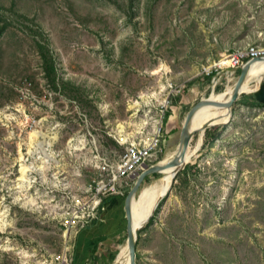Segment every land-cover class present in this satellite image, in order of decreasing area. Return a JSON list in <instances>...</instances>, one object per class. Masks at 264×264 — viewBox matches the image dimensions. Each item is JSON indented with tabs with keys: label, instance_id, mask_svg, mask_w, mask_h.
Masks as SVG:
<instances>
[{
	"label": "rangeland",
	"instance_id": "1",
	"mask_svg": "<svg viewBox=\"0 0 264 264\" xmlns=\"http://www.w3.org/2000/svg\"><path fill=\"white\" fill-rule=\"evenodd\" d=\"M262 38L264 0H0V264H60L62 257L76 264L81 223L68 229L66 212L87 214L89 185L104 161L123 151L115 135L160 119L137 99L164 98L168 80L185 84L183 97L196 105L213 93L216 72L207 73ZM223 74L213 104L195 120L217 106L239 71ZM24 77L38 96L43 89L56 93V113L45 107L33 113L49 137L40 156L29 138L39 132L28 130L30 108L16 90ZM261 86L260 94L235 102L229 124L208 129L210 137L220 132L218 139L207 131L200 147L199 136L192 139L185 169L140 229L138 264H264V106L240 101L256 95L264 104V77ZM179 99L172 98L167 113ZM193 106L169 128L180 132ZM162 148L149 166L172 161L175 148ZM170 173L150 176L137 199L165 185ZM123 196L105 204V210L113 204L117 238L99 246L96 261L86 251L84 264H113L101 255L127 239ZM100 207L88 224L104 216Z\"/></svg>",
	"mask_w": 264,
	"mask_h": 264
},
{
	"label": "built area",
	"instance_id": "2",
	"mask_svg": "<svg viewBox=\"0 0 264 264\" xmlns=\"http://www.w3.org/2000/svg\"><path fill=\"white\" fill-rule=\"evenodd\" d=\"M264 56V38L256 40V42L249 43L243 47L236 48L232 53L227 55L228 65L221 64L215 65V71L207 73L210 77L216 72V76L212 78L213 92L220 84L219 77L221 73H224L225 77H232L235 75L239 68L248 60L258 59ZM214 68V67H213ZM43 73L41 72V75ZM220 78V77H219ZM16 85V90L20 102L27 103L30 108V119L27 122V128L30 132H39V137L32 146L33 152L38 156L42 153L43 143L49 139L41 134L44 127L42 119L36 118L33 113L40 115V110L45 107L48 114L56 113V109H53L52 99L56 93L50 90H42V95L38 96L34 91V86L31 78H22ZM187 86L185 84H176L171 81L166 82L164 91V98L161 99L159 95L151 94L149 96L144 95L140 97V101L137 99L136 105L142 107L143 104L150 103L149 109H154L160 113V119L153 121L150 118L145 121V125L139 127L136 133H123L114 136L115 141L121 147L123 151L115 155L113 160L104 161L102 170L98 178L94 179L89 185L88 191L92 194V198L87 204V219L84 220V216L74 215L73 212H66L64 216L63 224L68 228H73L75 223H81L80 230L85 229L88 223L96 216L97 209L102 205L103 199L115 196L124 195L126 189L134 183V179L150 165L154 155L159 151H162L164 138V122L166 119V113L171 105L172 98L181 97L186 92ZM51 101V102H50ZM27 109V107H24ZM152 112V110H150ZM60 111L59 114H62ZM149 128V129H148ZM102 210H105V204L102 206ZM104 212V211H102ZM95 218V219H96ZM68 228V229H70ZM60 264H70L66 257L60 259Z\"/></svg>",
	"mask_w": 264,
	"mask_h": 264
},
{
	"label": "water",
	"instance_id": "3",
	"mask_svg": "<svg viewBox=\"0 0 264 264\" xmlns=\"http://www.w3.org/2000/svg\"><path fill=\"white\" fill-rule=\"evenodd\" d=\"M259 60H263L264 61V56L263 57H259L258 59H251L246 61L240 68H239V75L237 77L236 82L233 85V90L230 96V99L228 100V102L224 105L226 108H229L230 110V121L232 120L233 115L232 113V107L235 104V102L238 101V99L241 97V87L243 85V83L247 80L248 77V71H249V67L251 66V64L255 63V62H259ZM264 77V74H263ZM211 104H213V102L210 99H201L196 105H194L189 112L187 113L186 117H185V121L183 122L182 128L180 130V137H179V144H178V148L176 150V155L174 157V159L166 164H161L162 161L156 163L155 165L152 166H148L146 167L143 172L141 174H139V176L136 178L133 186L130 188L126 199H125V204H124V212H125V216H126V232H127V250H128V255H129V262L130 264H138L137 262V252H136V244H137V237L139 235V231L140 229L143 227L142 221L136 222L133 219L132 216V202L133 199L138 196V194L140 193V189L141 186L144 184L145 180L147 177H150L152 175H157V174H162V171L166 170V169H170V168H175V167H180L174 174V178L172 180V183L170 185V187L164 191L163 195L159 198L155 208L153 209L151 215L148 217L147 221L151 219V217L154 215L157 207L159 206V204L161 203V201L169 194V192L171 191L174 182L177 178V175L183 170L185 169L187 164H184L185 161V157L188 151V148L190 146V143L192 141L194 132L191 130V126H192V122H193V118L196 114V112L204 107V106H210ZM229 121V122H230ZM215 122V121H213ZM212 122V123H213ZM212 123L206 124L205 126V130L207 131L208 129L212 128V127H224L227 125L226 124H219V125H213ZM115 262V258L113 260V263Z\"/></svg>",
	"mask_w": 264,
	"mask_h": 264
},
{
	"label": "bare ground",
	"instance_id": "4",
	"mask_svg": "<svg viewBox=\"0 0 264 264\" xmlns=\"http://www.w3.org/2000/svg\"><path fill=\"white\" fill-rule=\"evenodd\" d=\"M219 64L224 65V66L228 65L227 58L226 60L221 61ZM249 68H252V71L240 89L241 94H253V93L256 94L261 87L263 74H264V61L259 60V62H255L251 64ZM233 85L227 86L217 106L206 117L198 119V120L193 119L191 130L194 132L193 138L196 135L199 136V139H200L199 147L201 145L202 139L205 136L206 130L204 128L206 124L212 123L213 121H215L212 123L213 125L230 123L229 122L231 118L230 110L229 108H226L224 105L230 99V96L233 90ZM120 134H123V133H120ZM37 137H39L37 133L30 134L29 136L30 140H34V141L36 140L35 138ZM54 139L56 140L57 137L54 136L53 140ZM178 144H179V138H178V141L175 147V152H174L172 160L174 159L176 155ZM50 146H52V142H50ZM166 163H169V162H165L163 164H166ZM187 163H188V158L185 157L184 164H187ZM179 168L180 167L171 168L170 176L165 185L156 187L153 191H151L143 199H137V196L133 199L132 216L136 222L142 221L143 225L147 222V219L151 215L159 198L163 195L164 191L170 187L172 180L174 178V174ZM20 172L22 173V176L26 178L27 176L26 168L25 167L21 168ZM127 243L128 242L126 240V243L118 249V253L115 257V262L113 264H130L128 250H127Z\"/></svg>",
	"mask_w": 264,
	"mask_h": 264
},
{
	"label": "crops",
	"instance_id": "5",
	"mask_svg": "<svg viewBox=\"0 0 264 264\" xmlns=\"http://www.w3.org/2000/svg\"><path fill=\"white\" fill-rule=\"evenodd\" d=\"M261 91H262V86L260 87V89L258 90V92L256 94H260ZM216 94H217V92H213L209 97H207V99H210L213 102V99L216 97ZM192 100H193V98L185 99L182 96V97H180L178 102H176L175 105L171 107L172 114L174 113V115H175V120L178 119L179 113L181 114L183 112L184 108H187L189 106L194 105L193 103H191ZM207 108H208V106H204V107L200 108L196 112L193 119H195L197 117L200 118V116H202L205 112L207 113L208 112ZM184 121H185V119H184ZM173 128H175V127L168 128V130H171ZM164 138L166 139V136H164ZM163 143L165 144V140H163ZM121 198L122 197L120 195H115L106 203L108 204L113 199L114 200L116 199L118 202H120ZM110 206L106 207L105 212H103L104 216L102 215V217L100 219H98L95 224L87 227L85 230L82 229L81 232L78 233L79 234V239H78V244H77L78 250H76V252H75L76 253V264H84V253L86 251L89 252V254L88 253L87 254L90 255V258H91V254H93V252L97 251L100 245L104 244L108 240H111L113 238V236L115 235L116 228L118 226L116 225L117 221L115 220V217H114L115 214L113 212V204H111ZM113 240H114V238H113ZM125 243H126V241H125ZM122 245H120V247ZM96 253L97 252H95V254L92 256V258H95ZM117 253H118V251H117ZM87 258H89V257H87Z\"/></svg>",
	"mask_w": 264,
	"mask_h": 264
},
{
	"label": "trees",
	"instance_id": "6",
	"mask_svg": "<svg viewBox=\"0 0 264 264\" xmlns=\"http://www.w3.org/2000/svg\"><path fill=\"white\" fill-rule=\"evenodd\" d=\"M45 64H46V69H47V71L49 72V74L51 75V76H53L54 75V66H53V62L49 59V60H45ZM47 72V73H48ZM214 75V74H213ZM213 75H211V76H213ZM52 80H53V78H52ZM185 94V93H184ZM241 102H242V104L243 105H247V106H254V107H259V106H264V104H262V103H260V102H258L257 101V97H256V95H252L251 96V98L250 97H244L243 99H241L240 100ZM175 121V115H174V113L172 114V111L170 110V112L169 113H167V115H166V119H165V122H164V126H166V129L165 130H167L168 128H169V125L170 124H173V122ZM215 129H218V128H215ZM214 130V129H213ZM176 131V127L175 128H173V129H171V130H169V131H167V136H166V139H165V146H166V144H167V147H169V148H175L176 147V144H177V141H178V138H179V133L180 132H177ZM211 132H212V130H207V133H206V137L208 138H211V140H216V139H218L219 137H220V135H221V133L220 132H218V133H214L213 134V136L212 137H210V135H211ZM171 135H173V136H171ZM168 137H171V141L170 142H168ZM154 176H156V177H158V175H154ZM149 177H147L146 178V180L148 179ZM146 180H145V182H146ZM142 187V186H141ZM128 192H129V190H127L126 191V193H125V195L126 194H128ZM124 195V196H125ZM121 196H123V195H121ZM123 196V197H124ZM109 197H107V198H104V200H103V202H102V205H101V207L103 206V204H105L107 201H109V199H108ZM101 207H100V209H101ZM153 220V218H151L150 219V221H152ZM97 222V220L95 219V221H93L91 224H88V226L87 227H89V226H92L93 224H95ZM86 227V228H87ZM81 232V231H80ZM79 232V233H80ZM139 233H140V231H139ZM117 236V235H116ZM114 237V239L115 238H117V237ZM127 238V237H126ZM115 241V240H114ZM126 241V240H125ZM125 241H124V243H125ZM123 243V244H124ZM115 244V243H114ZM116 245V244H115ZM122 245V244H121ZM116 254H117V251L115 250V251H109V252H105L104 254H102L101 256H104V258H108V261H110V262H112L113 260H114V258L116 257ZM99 254H96V257L95 258H93L94 259V261H96V260H98L99 259V256H98Z\"/></svg>",
	"mask_w": 264,
	"mask_h": 264
}]
</instances>
